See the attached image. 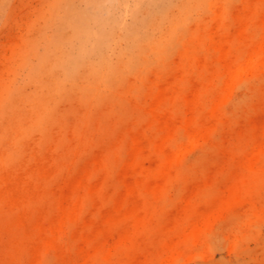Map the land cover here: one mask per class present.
I'll list each match as a JSON object with an SVG mask.
<instances>
[{
    "label": "rangeland",
    "instance_id": "rangeland-1",
    "mask_svg": "<svg viewBox=\"0 0 264 264\" xmlns=\"http://www.w3.org/2000/svg\"><path fill=\"white\" fill-rule=\"evenodd\" d=\"M0 264H264V0H0Z\"/></svg>",
    "mask_w": 264,
    "mask_h": 264
},
{
    "label": "clouds",
    "instance_id": "clouds-1",
    "mask_svg": "<svg viewBox=\"0 0 264 264\" xmlns=\"http://www.w3.org/2000/svg\"><path fill=\"white\" fill-rule=\"evenodd\" d=\"M107 14V11H105V15Z\"/></svg>",
    "mask_w": 264,
    "mask_h": 264
}]
</instances>
